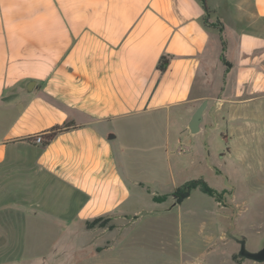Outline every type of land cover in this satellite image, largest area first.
<instances>
[{
  "label": "crops",
  "instance_id": "obj_1",
  "mask_svg": "<svg viewBox=\"0 0 264 264\" xmlns=\"http://www.w3.org/2000/svg\"><path fill=\"white\" fill-rule=\"evenodd\" d=\"M230 1H237L233 13L245 34L239 40L244 63L238 68L244 84L237 93L251 86V93L264 94V0ZM195 2L0 0V188L12 204L16 193H28L18 187L22 175L72 187L69 197L80 206L97 184L103 190L120 188L112 177L121 154L112 149L117 140L150 142L153 148L141 154L169 158L172 138L184 134L205 100L208 27L203 9L193 16ZM208 8L216 14L214 6ZM161 57L168 59L164 73L157 70ZM229 63L234 59L225 56L223 77L234 72ZM215 107H221V97ZM65 122L75 128L58 133L45 147L24 140ZM110 209L94 204L80 214L91 220L110 215Z\"/></svg>",
  "mask_w": 264,
  "mask_h": 264
},
{
  "label": "rangeland",
  "instance_id": "obj_2",
  "mask_svg": "<svg viewBox=\"0 0 264 264\" xmlns=\"http://www.w3.org/2000/svg\"><path fill=\"white\" fill-rule=\"evenodd\" d=\"M195 3L194 17L202 9L200 0ZM236 3L207 1L216 11L209 21L218 18L224 30L204 28L201 90L208 102L201 131L191 135L187 124L184 134L169 143L168 159L141 154L153 148L150 142H112L114 152L121 150L112 173L121 187L103 190L97 184L81 206L69 197L72 187L44 184L37 177L22 175L17 181L28 193H16V204L0 188V264H264L240 258L235 241L243 239L249 252L264 246V94L251 93V86L237 93L244 84L238 68L244 63L239 40L245 34L233 13ZM220 37L225 56L234 59V65L229 63L234 72L226 77ZM13 125L6 124L2 136ZM35 136H27L32 146ZM182 148L186 152L179 154ZM198 179L216 198L196 188L176 204L173 191ZM153 196L164 201L154 202ZM94 204L111 208L110 215L100 216L107 219L104 228L87 227L96 218L80 214Z\"/></svg>",
  "mask_w": 264,
  "mask_h": 264
},
{
  "label": "trees",
  "instance_id": "obj_3",
  "mask_svg": "<svg viewBox=\"0 0 264 264\" xmlns=\"http://www.w3.org/2000/svg\"><path fill=\"white\" fill-rule=\"evenodd\" d=\"M201 4H202V9L204 10V18H203V23L206 27L208 28H214V29H218L220 33L223 32V25L220 21L216 20L215 22L211 23L209 22V14H210V10L206 5V0H200ZM220 43H221V60L225 63V42L223 40V37H220ZM167 63H168V59L166 57H161L158 61L157 64V70L159 73H164L167 67ZM75 128V126L71 123V122H65L62 125H56L51 127L47 132L45 133H41L39 135H41L42 141L40 143V145L42 147H45L49 144V142L58 134L61 132H65L69 129ZM26 141H29V139H24ZM199 188L201 190V192L209 197H214L216 198L217 194L214 190H212L210 187L207 186V184L201 180H192L189 181L185 184H183L180 187H177L174 191L172 196L175 199L176 204H181L185 199H187L189 197V194L192 190ZM153 201L154 202H163L164 199L160 198L158 196H153ZM106 222L107 219H103V218H96L93 221H91L90 223H86V226L89 228H93V227H99V228H104L106 226ZM109 229H111L112 227L109 226ZM239 256V255H238ZM241 258V257H240Z\"/></svg>",
  "mask_w": 264,
  "mask_h": 264
},
{
  "label": "water",
  "instance_id": "obj_4",
  "mask_svg": "<svg viewBox=\"0 0 264 264\" xmlns=\"http://www.w3.org/2000/svg\"><path fill=\"white\" fill-rule=\"evenodd\" d=\"M30 84H32V82ZM206 106H207V100H203L201 104L198 106V108L192 114L188 122V130L190 134L194 135L199 132L200 124L202 122L203 113L205 111ZM235 241L239 244V252H238L239 257L256 263L264 262V246L256 252H249L245 248V241L243 239H235Z\"/></svg>",
  "mask_w": 264,
  "mask_h": 264
},
{
  "label": "built area",
  "instance_id": "obj_5",
  "mask_svg": "<svg viewBox=\"0 0 264 264\" xmlns=\"http://www.w3.org/2000/svg\"><path fill=\"white\" fill-rule=\"evenodd\" d=\"M41 141H42V138H41V135H36L35 137H34V139H33V142L36 144V145H40V143H41Z\"/></svg>",
  "mask_w": 264,
  "mask_h": 264
}]
</instances>
